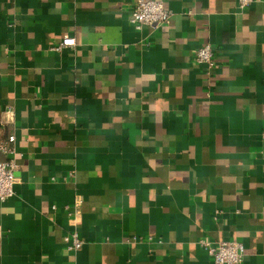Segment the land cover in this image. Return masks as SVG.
<instances>
[{"label": "crops", "instance_id": "crops-1", "mask_svg": "<svg viewBox=\"0 0 264 264\" xmlns=\"http://www.w3.org/2000/svg\"><path fill=\"white\" fill-rule=\"evenodd\" d=\"M158 1L168 24L137 30L134 0H0V264H213L204 238L264 264V0Z\"/></svg>", "mask_w": 264, "mask_h": 264}, {"label": "built area", "instance_id": "built-area-1", "mask_svg": "<svg viewBox=\"0 0 264 264\" xmlns=\"http://www.w3.org/2000/svg\"><path fill=\"white\" fill-rule=\"evenodd\" d=\"M256 0H238V7L245 10L251 7ZM172 12L158 0H134L133 9L130 15V22L137 30L144 27L159 28L170 21ZM76 46L74 38L65 37L60 43L51 46L50 50L56 54H61L67 49ZM194 61L200 65H206L208 69L216 66L215 52L209 44L198 48L193 57ZM15 136H9L5 141H0V151L7 159L0 161V202H5L15 194V184L17 182V172L19 170V155L15 147ZM81 201L77 199L73 208H67L66 214L74 230L64 237V245L69 251H78L84 246L81 238L79 225L82 221L80 210ZM53 212L56 207L51 208ZM135 239V238H133ZM198 244L212 258L213 264H241L246 256L243 243L235 240L229 242H214L209 239H201Z\"/></svg>", "mask_w": 264, "mask_h": 264}]
</instances>
